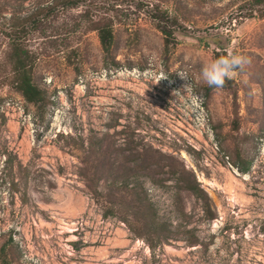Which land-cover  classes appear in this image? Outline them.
<instances>
[{
	"label": "rangeland",
	"instance_id": "1",
	"mask_svg": "<svg viewBox=\"0 0 264 264\" xmlns=\"http://www.w3.org/2000/svg\"><path fill=\"white\" fill-rule=\"evenodd\" d=\"M128 1L138 36L116 28L118 66L88 33L73 41L78 72L63 54L37 62L49 103L35 107L1 81L6 42L38 43L30 27H10L36 0H0V264H264V4ZM155 5L176 20L159 21L172 32L166 52L149 16ZM215 54L251 63L208 91L200 70ZM135 147L183 168L206 193L212 218L167 166L123 164L121 153ZM99 152H111L119 171L104 157L95 182L89 166ZM113 178L153 203L155 225L138 222Z\"/></svg>",
	"mask_w": 264,
	"mask_h": 264
},
{
	"label": "trees",
	"instance_id": "2",
	"mask_svg": "<svg viewBox=\"0 0 264 264\" xmlns=\"http://www.w3.org/2000/svg\"><path fill=\"white\" fill-rule=\"evenodd\" d=\"M254 1L256 4H264V0ZM129 2L128 0H123L121 1L122 4H120L118 0H36L32 12L25 15L16 24L10 25V27L12 29L16 27L15 32L17 33V30H19V33L22 34H25L26 29L30 27L38 43L34 49H30L25 43L26 37L24 36L22 39H9L6 42L3 51V66L6 73L1 84L6 83L12 86L26 104L35 107L46 106L49 103L48 91L36 82L34 76L36 70H38L37 62L42 58L48 59L63 54L66 64L74 66V70L78 72L79 65H73L72 58L79 56L80 48L78 46L73 47V41H81L88 33L96 34L101 51L111 58L114 67L118 66V62L114 59L113 53L116 45V28H124L125 32L130 31L135 37L138 36L137 29H129L130 24L132 25V22H136L133 19L135 12L130 10ZM153 9L155 12L148 14L152 20L154 19L157 22L156 28L160 29L164 36L163 45L164 51L166 52L169 44L172 42V32L169 28L165 29L160 26L159 21H166L165 24H175L174 22L176 20L173 21L171 19L169 21L167 12L162 11L158 5H155ZM220 56L226 55L215 54L214 58ZM228 82L230 81L226 78L223 87ZM212 89L213 87H208V91ZM136 148H128L126 149V154L125 152L121 153L123 164L133 163L136 165L140 163L142 167L159 166L161 169L167 166L170 175L175 177V186L179 190L191 193L201 202V208L205 216L208 219L212 218V211L209 207L206 193L194 179H190L189 175L186 174L187 177L184 176L185 170L183 168L178 170L175 165L170 163V157L153 156L147 150L138 152ZM91 150L96 154L97 151H95L93 145L91 146ZM99 153L101 154L100 158L95 157V163L89 166L90 176L94 178L93 181L95 182L100 180L102 160L104 157L108 162L105 167L110 172H114V167L116 171L118 169L116 167L117 162L112 160L111 152L109 154L106 153L105 156L102 152ZM164 160H167L166 164H162ZM248 170V163L245 162L240 171L246 173ZM129 171L131 170L127 167L123 172L129 175L131 174ZM112 180H114L112 181V185L117 186L116 190L122 198L126 199L129 196V202L127 203L134 211L138 222H142L139 220L142 218L145 220L142 226L150 228V226L155 225V207L144 196L142 191L136 192V188L128 189V184L125 183L127 186H123V183H117L118 181L115 178ZM124 188H127L126 191H123ZM110 196L113 199L115 198L112 193ZM112 201L110 199V202ZM163 240L168 239L164 237Z\"/></svg>",
	"mask_w": 264,
	"mask_h": 264
},
{
	"label": "clouds",
	"instance_id": "3",
	"mask_svg": "<svg viewBox=\"0 0 264 264\" xmlns=\"http://www.w3.org/2000/svg\"><path fill=\"white\" fill-rule=\"evenodd\" d=\"M250 63V58L243 54H229L228 56L210 58L207 59L201 67L200 76L209 87L221 89L226 78L235 75L238 70L243 72ZM184 79L187 80L186 77ZM189 87H191V82L185 85V88ZM193 101L195 104V97H193ZM197 107L198 105H189L191 110L190 114L198 123L204 124L206 122V117L203 113L197 111Z\"/></svg>",
	"mask_w": 264,
	"mask_h": 264
}]
</instances>
